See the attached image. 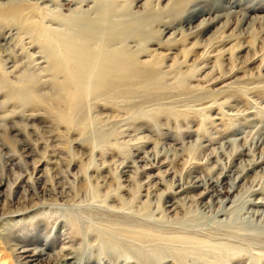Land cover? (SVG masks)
<instances>
[{"label":"rangeland","instance_id":"obj_1","mask_svg":"<svg viewBox=\"0 0 264 264\" xmlns=\"http://www.w3.org/2000/svg\"><path fill=\"white\" fill-rule=\"evenodd\" d=\"M258 202L264 0H0V264H264Z\"/></svg>","mask_w":264,"mask_h":264},{"label":"bare ground","instance_id":"obj_2","mask_svg":"<svg viewBox=\"0 0 264 264\" xmlns=\"http://www.w3.org/2000/svg\"><path fill=\"white\" fill-rule=\"evenodd\" d=\"M9 13V14H12V15H14L15 13L17 14L18 13V11L17 12H15L13 9H11L10 11H4V13ZM13 19H15L16 21H18L17 20V18H13ZM20 28L23 30V28H22V26H20ZM61 39V38H60ZM58 40L57 39H55L54 38V40H53V43H55V42H57ZM59 42V41H58ZM53 71L54 72H58V71H60V67L61 66H63V64L64 63H62L59 59L57 60V59H53ZM255 205H258L259 207H263L264 208V202H258V203H256ZM44 254H43V250H39V251H37L35 254H34V256L35 257H40V256H43ZM70 255H67L65 258H64V260L62 261V263L61 264H72V262H70L73 258H68ZM19 259H22V257L21 258H19ZM70 260V261H69ZM30 263V262H29Z\"/></svg>","mask_w":264,"mask_h":264}]
</instances>
